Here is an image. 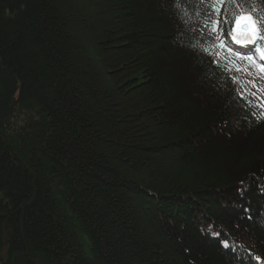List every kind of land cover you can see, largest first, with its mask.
Instances as JSON below:
<instances>
[{
  "label": "trees",
  "instance_id": "obj_1",
  "mask_svg": "<svg viewBox=\"0 0 264 264\" xmlns=\"http://www.w3.org/2000/svg\"><path fill=\"white\" fill-rule=\"evenodd\" d=\"M211 3L0 0V264H264V81Z\"/></svg>",
  "mask_w": 264,
  "mask_h": 264
},
{
  "label": "snow or ice",
  "instance_id": "obj_2",
  "mask_svg": "<svg viewBox=\"0 0 264 264\" xmlns=\"http://www.w3.org/2000/svg\"><path fill=\"white\" fill-rule=\"evenodd\" d=\"M224 5H227V8L221 7ZM229 8L232 10V17L234 18V24L229 35L232 37L233 43L240 45V51L228 47L222 38L227 20L222 21L220 16L221 13L227 16ZM210 9L200 32L201 36L205 37V44L207 45L203 51L207 55L215 53L213 63L222 71L228 73L232 71L242 72L253 77L252 80L241 81L239 76L229 75L233 83H239L241 86L244 83H249L253 87H257L256 79L264 81V0H261L259 4L248 3L247 0H212ZM236 34H239V38ZM255 54H259L261 62H257ZM233 56L247 63H234L232 61ZM259 90L264 91V84L260 85ZM246 91L248 90L246 89ZM250 95L255 96L256 93L250 92ZM242 98L246 99L243 95ZM249 104L252 102L249 101ZM258 119L260 118L258 117ZM223 247L230 248V245L224 242ZM254 259L259 261L260 257H254Z\"/></svg>",
  "mask_w": 264,
  "mask_h": 264
},
{
  "label": "rangeland",
  "instance_id": "obj_3",
  "mask_svg": "<svg viewBox=\"0 0 264 264\" xmlns=\"http://www.w3.org/2000/svg\"><path fill=\"white\" fill-rule=\"evenodd\" d=\"M259 57V54H256Z\"/></svg>",
  "mask_w": 264,
  "mask_h": 264
}]
</instances>
